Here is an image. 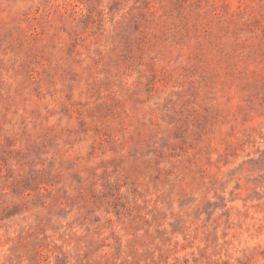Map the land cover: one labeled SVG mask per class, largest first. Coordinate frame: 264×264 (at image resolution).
Returning a JSON list of instances; mask_svg holds the SVG:
<instances>
[{
    "label": "rangeland",
    "instance_id": "obj_1",
    "mask_svg": "<svg viewBox=\"0 0 264 264\" xmlns=\"http://www.w3.org/2000/svg\"><path fill=\"white\" fill-rule=\"evenodd\" d=\"M0 264H264V0H0Z\"/></svg>",
    "mask_w": 264,
    "mask_h": 264
}]
</instances>
